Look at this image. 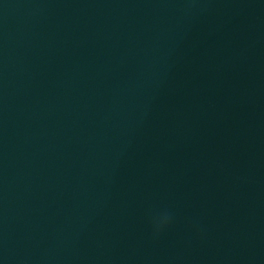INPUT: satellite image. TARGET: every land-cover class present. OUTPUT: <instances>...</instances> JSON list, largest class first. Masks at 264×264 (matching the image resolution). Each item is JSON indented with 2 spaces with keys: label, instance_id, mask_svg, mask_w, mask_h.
<instances>
[{
  "label": "water",
  "instance_id": "95a60500",
  "mask_svg": "<svg viewBox=\"0 0 264 264\" xmlns=\"http://www.w3.org/2000/svg\"><path fill=\"white\" fill-rule=\"evenodd\" d=\"M0 264H264V0H0Z\"/></svg>",
  "mask_w": 264,
  "mask_h": 264
}]
</instances>
